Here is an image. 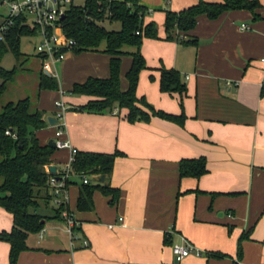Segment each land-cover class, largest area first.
Here are the masks:
<instances>
[{
    "label": "crops",
    "instance_id": "obj_1",
    "mask_svg": "<svg viewBox=\"0 0 264 264\" xmlns=\"http://www.w3.org/2000/svg\"><path fill=\"white\" fill-rule=\"evenodd\" d=\"M84 1L73 0V5ZM136 2L144 8L143 22L154 23L157 37L142 39L139 52L146 68L139 72L135 95L155 110L182 113L183 122L151 117L129 123L125 108L104 113L73 109L91 99L71 94L74 84L109 77L104 43L98 50L68 53L55 67L54 89H38L40 58L35 54L39 65L32 102L45 121L35 133L39 145L54 141L58 123L50 125L46 118H56L54 103L61 99L67 108L61 139L76 151L121 153L102 181L87 176L88 182L116 188L118 196L111 203V195L96 189L91 207L78 209L81 178L72 174L65 207L76 223L74 238L64 218L54 216L53 205L50 212L40 209L49 200L36 207L45 217L41 237L28 234L27 250L15 264H231L238 245L236 264H264V0L253 12L225 11L213 19L200 14L181 40L165 39V11L178 12L197 0ZM130 64L129 53L119 57L120 90L127 88ZM162 67L180 74L186 87L182 97L159 89ZM69 156L68 149L55 148L46 171L49 165L60 170ZM199 157L205 172L181 177L179 162ZM11 227L12 215L0 207V232ZM182 240L201 255L177 262L171 246ZM8 253L9 244L0 241V264H9Z\"/></svg>",
    "mask_w": 264,
    "mask_h": 264
},
{
    "label": "trees",
    "instance_id": "obj_2",
    "mask_svg": "<svg viewBox=\"0 0 264 264\" xmlns=\"http://www.w3.org/2000/svg\"><path fill=\"white\" fill-rule=\"evenodd\" d=\"M257 7L258 0H197L196 4L178 12L167 10L164 20L165 39L181 40V34L195 26L196 18L200 14L213 19L225 11L245 9L253 12ZM143 13L144 8L138 5L136 0H85L82 5H71L65 11L60 26L65 37L76 41L75 52L98 50L100 44L104 43L103 51L110 55L108 78L90 77L83 83L73 85L71 94L91 97L86 103L73 109L104 113L125 108L126 120L129 123L147 122L151 117H159L182 124V113L172 115L155 110L143 98H137L135 95L139 72L146 68L139 52L142 39L157 37L154 23L143 22ZM253 18H256L254 13ZM105 19L119 22L120 28L107 30L99 24ZM21 20L22 17L16 20L4 42L0 43V55L10 51L17 62L21 56L20 36L35 34L34 29L22 26ZM123 46H131L134 51L125 52L122 50ZM125 53L131 56V64L126 72L127 88L120 90L119 57ZM19 69L17 66L11 69L0 66V98L5 92L6 84L13 81ZM56 87L54 78L42 72L39 74V90ZM159 89L168 93L177 92L182 97L186 87L176 70L162 67ZM263 90L264 88L261 93ZM44 126L43 112L37 109L27 96L0 105V207L12 215V227L9 231L0 232V241L9 244V264H15L18 254L27 250L25 241L28 234H36L43 229L45 217L36 212V207L39 205V199H43L45 203L49 201L47 181L51 176H57L45 169L55 148L39 145L35 137L36 131ZM5 131L9 134H5ZM118 155H121L118 151L111 154L76 151L71 163L72 172L98 179L100 176L106 178ZM178 171L181 177H198L205 172L204 158L183 159L178 164ZM96 189L104 195H111V203L117 199L118 190L104 182H81L76 203L78 209L91 207V195ZM61 209L62 207L54 208V216L60 217ZM240 254L238 245L237 259L231 264L237 263Z\"/></svg>",
    "mask_w": 264,
    "mask_h": 264
},
{
    "label": "built area",
    "instance_id": "obj_3",
    "mask_svg": "<svg viewBox=\"0 0 264 264\" xmlns=\"http://www.w3.org/2000/svg\"><path fill=\"white\" fill-rule=\"evenodd\" d=\"M73 5V0H0V43H3L9 29L16 20L22 17L21 24L35 30L38 42L34 46V53L40 58V70L51 77H56L55 67L65 59L68 53L74 52L77 43L74 39L65 37L60 26V17L64 16L69 6ZM245 27L246 26H243ZM264 61V58H261ZM58 128L54 135L55 148H65L69 150L70 156L67 163L58 171L57 176H51L47 181L49 200L55 208L62 207L60 215L64 218L66 232L71 239L74 238L73 229L75 221L71 218L66 209V185L72 174L71 163L74 160L76 149L67 140L60 138L63 129L61 128L66 106L63 101L57 100L54 103ZM116 109L113 111L115 112ZM5 134H9L5 131ZM83 184L88 183L85 174H77ZM121 220V218H119ZM113 225H108L111 228ZM43 230L38 232L41 237ZM88 243L83 241V246ZM171 253L178 262L189 255L200 256L201 252L194 245L182 240L180 243L171 246Z\"/></svg>",
    "mask_w": 264,
    "mask_h": 264
},
{
    "label": "rangeland",
    "instance_id": "obj_4",
    "mask_svg": "<svg viewBox=\"0 0 264 264\" xmlns=\"http://www.w3.org/2000/svg\"><path fill=\"white\" fill-rule=\"evenodd\" d=\"M77 3L80 0H75ZM3 11V8H0ZM112 23V24H111ZM101 26L108 30H118L120 24L117 21L109 22V20H102L99 22ZM38 42V36L35 34L22 35L19 38V51L21 53L19 62H17L10 51L4 52L0 55V66L5 69H11L13 66L20 67L12 82L6 84L5 92L0 98V105L8 101H16L25 96L33 101L36 94V76L39 65V59L34 53V46ZM1 82V80H0ZM43 196V193L41 194ZM43 199L38 200V204H44ZM42 207V208H41ZM41 210L51 211L52 204L41 205ZM45 207V208H44ZM40 211V210H39Z\"/></svg>",
    "mask_w": 264,
    "mask_h": 264
},
{
    "label": "water",
    "instance_id": "obj_5",
    "mask_svg": "<svg viewBox=\"0 0 264 264\" xmlns=\"http://www.w3.org/2000/svg\"><path fill=\"white\" fill-rule=\"evenodd\" d=\"M63 17L61 16L60 17V19H62ZM46 120H47V122L50 124V125H54V124H57V123H59L58 122V120L55 118V117H53V116H48L47 118H46ZM48 146H50L51 148H55V144H54V142H53V140H50L49 142H48ZM47 170H48V172L49 173H55L56 172V167L55 166H51V165H49L48 167H47ZM99 180H103V176H100V178H99Z\"/></svg>",
    "mask_w": 264,
    "mask_h": 264
}]
</instances>
